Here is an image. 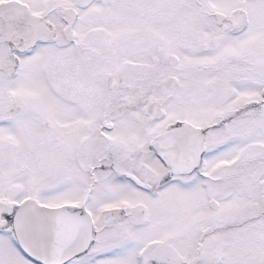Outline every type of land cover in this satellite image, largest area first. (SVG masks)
Here are the masks:
<instances>
[{"label": "flooded vegetation", "instance_id": "af4514ba", "mask_svg": "<svg viewBox=\"0 0 264 264\" xmlns=\"http://www.w3.org/2000/svg\"><path fill=\"white\" fill-rule=\"evenodd\" d=\"M71 1L72 5H64L63 10L52 13L48 10V17L45 9L42 12L44 17L40 18L39 15L35 19L32 9L27 5L28 7L20 9L23 10L22 14H11L13 19L10 21L26 26L32 24L33 20L37 23L40 20L49 27L60 20L66 29L70 20L74 19L73 41L64 37L75 49L69 56L70 63L66 64H71L75 72L73 70L69 74V70H65L69 67H64L65 62L60 59L57 66L59 84L62 87L68 84L76 86L74 97L79 104L76 108L78 116L85 119L87 133L95 135L97 140L86 151L83 149L87 148V137L84 138L83 146L82 143L79 144L83 137L76 144L78 164H83V167L77 169L72 203L61 208L81 217H89L92 226L79 228V232H91L92 239L89 245H82V236L77 237L73 258L66 264H116L120 249L133 245L136 236L144 229L150 234L152 232L147 242L124 252L131 256L132 264H166V260L174 261L173 242L176 232L170 231L162 237L153 236L155 231L153 232L152 216L145 199L157 200L164 191L177 185L199 189L197 185L205 184L209 189L207 199L201 202L202 211L190 216L186 232H183L190 234L192 229H198L192 225L199 223L201 242L207 238L208 214L223 215V203L231 195L225 193L230 192L231 187L240 192L243 185L247 186L246 192L251 193L252 201L249 209L236 211L227 220L223 218L217 221V224L225 227L235 226L236 230L245 225L244 232L237 235L235 244L238 253H243L241 245L246 241L243 237L248 234L245 232L246 226L259 222H255L257 218L262 220L261 225L264 226V84L258 89L257 55L254 49L235 55H223L219 50L225 33H241L246 28L249 30V9L233 10L230 15L215 13L218 26L223 32L209 44L207 29H204L208 23L205 17L211 8L207 0H88L87 8L81 4L86 0ZM67 11L74 12L69 19L66 17ZM220 16L223 17L222 24ZM116 21L122 29L119 35L116 32L118 28H113ZM238 24L240 26L235 28L234 25ZM84 26H88L87 38L81 32ZM197 26L203 28L199 37L189 33L197 29ZM41 43L46 47V56L48 35L43 37ZM101 45L104 51L98 50L97 53L94 48H100ZM85 47L88 48L87 52L96 54L89 57L91 60L117 58L118 64L122 60L120 70L107 77V88L113 93L108 96L107 108L113 107L116 112L132 114H105L99 116L98 121H93L90 115L84 114L81 104L92 109L93 104L97 103L96 100L92 103V99L82 98L94 89L81 73L86 64L81 61L85 58V52L81 48ZM111 48L121 50L112 51ZM185 57L193 59L186 62ZM185 67L186 72H190L191 79H195L198 75L197 68L201 67L202 77L199 83L184 82L181 74ZM161 72L169 73L163 82H160ZM112 77L118 82L117 90L108 86ZM170 80H173V89L168 88ZM157 90L171 99L185 90V97L176 106L188 110L198 107L204 121L198 124L192 118L178 116L171 120L168 128L166 126L159 130L157 124L166 116L172 115H166L164 101L154 97ZM145 96L148 98H144ZM157 104L161 110L155 114L162 112L159 117L151 113L156 112L154 107ZM184 130L193 133L184 134ZM166 134H171L170 139L160 141ZM143 140L147 142L140 144ZM227 149L233 151L231 159H221L219 153ZM158 150L171 151L170 161L160 157ZM149 156L159 161L158 167L148 161ZM256 177L261 178L259 193L249 190L253 186L249 182ZM81 187L84 189L79 193ZM124 187L128 191L126 194L121 193ZM105 199L113 202L100 205ZM28 200L34 201L32 198L26 201ZM125 200L137 202V205L129 208L128 203H120ZM0 204L13 206L14 209V212L9 208L5 209L1 222H8V225L0 227L2 231L12 224L14 213L19 207L6 202ZM10 211L13 215H9ZM168 234L171 237L165 249L162 238H166ZM16 244L18 245L17 241ZM250 244L251 247L247 249L250 255L253 251L261 252L260 245L264 247V242L248 245ZM198 247L202 251L203 245L199 244ZM19 249L29 262L37 264L20 247ZM220 251L216 264H235L241 260H231L223 248ZM260 259L255 262L264 264V258ZM187 264L203 262L196 259Z\"/></svg>", "mask_w": 264, "mask_h": 264}, {"label": "rangeland", "instance_id": "374dc122", "mask_svg": "<svg viewBox=\"0 0 264 264\" xmlns=\"http://www.w3.org/2000/svg\"><path fill=\"white\" fill-rule=\"evenodd\" d=\"M207 1L211 8L208 9L209 14L207 13V17H205L208 23L204 29H207L206 38L209 44L223 32L222 28L218 26L217 18L214 16L215 13L230 15L233 10L249 9L251 14L249 30L246 28L240 31L241 33L232 31L225 33L219 51L223 55H235L242 51L254 49L257 55L258 67L257 87L263 85L264 0ZM88 2L86 0L81 3L82 7L87 8ZM27 5L32 9L33 19H35L39 15L40 18L44 17L42 12L45 9H47L46 13L49 17L48 10L51 13L63 10L65 8L63 6L72 5V1L0 0V203L6 202L19 207L27 199L32 198L40 206L55 209L70 205L75 194L74 179L77 169L83 167V164H78L79 155L76 144L83 137L79 143H82L81 146H83L84 138L87 137L86 140H89L85 145L87 148L83 149L86 151L95 143L97 138H95V135L92 136L87 133L85 119L78 116L76 108L79 104L75 100L76 97H74L76 86L68 84L62 87L59 84L60 76L58 75L57 66L60 59L64 60V67H69L65 69L69 70V74L74 70L71 64L66 65L70 63L71 57L69 56L75 49L67 43L64 37V25L60 23V20L49 27L40 20L38 23L33 20L32 24L26 26L14 20L10 22L11 18L13 19L11 14L14 12L22 14L23 10L20 9L26 8ZM114 25H116L113 26L115 30L118 28L117 35L121 34L122 29L118 27L120 23L116 21ZM46 27L48 30H46ZM87 27L81 28L84 38H87L89 33ZM201 30L203 28L197 26V29L189 33L199 37L202 33ZM46 35H48L49 44L48 53L45 56L46 47L43 46L41 41ZM101 47L102 45L100 48L96 47L94 49L99 53L98 50L104 51ZM87 49L86 47L81 48V51L85 52L83 55L85 58L81 61L86 63L82 67L81 73L94 89L89 92V95L82 96V98H90L92 103H94V100L97 103L93 104L92 109H87L84 104L80 103V106L84 109V114L90 115L92 120L95 119V121H98L99 116L105 114L116 116L132 114L131 112H116L113 107L107 108L108 96L113 95L107 88V77L116 70H120V67L123 66L122 60L120 59L119 64L117 58L91 60L89 57L96 54L87 52ZM111 50L121 49L111 48ZM192 59L193 57H185L184 60L189 62ZM126 69L132 70L131 68ZM183 69L184 72L181 75L186 84L200 82L202 77L201 67L197 68L196 74L198 75L195 79H191L190 72H186V67ZM169 70L172 72L171 68ZM168 74V72L166 74L161 72L160 82L165 81ZM184 91L173 99L170 96L162 95L159 90L155 92L154 97L163 100L165 103L166 115H172V117L166 116L163 121L157 124L159 130L165 129L166 126L168 128L171 120L178 116L192 118L198 124L204 121L198 107L197 109L188 110L179 109V106H176V104H181L182 97H185ZM144 98L148 97L145 96ZM116 119L118 118L116 117ZM144 142L147 141L143 140L140 144ZM81 146L80 150L82 149ZM232 154V149L223 150L219 153L220 158L224 160H230ZM148 161L153 162L152 164L158 167L159 161L155 157L149 156ZM260 179V177H256V179L249 182L253 185L249 190L259 193ZM197 186L199 189L177 185L168 188L162 193V197L157 200H154L155 198L145 199L152 216L153 232L155 231L153 236L162 237L170 231L176 232L174 235L175 243L173 242L175 244L173 251L175 260H166V264H171V262L172 264H187L196 259H201L203 264H216L222 248L229 259H241L235 264H250L249 261H251V264H257L256 260H261L260 257L264 258V247L260 245L262 251H253L252 255L249 254L247 249L252 245H248L249 243L264 242L262 240L264 239L262 220L257 218L255 222H259L246 226L245 232L248 234L243 237L246 240L241 245L243 246L241 248L243 253H238L235 244H237V235L244 232L245 225L236 230L235 226L232 225L225 227L217 224L220 219L225 218L227 220L232 217L236 211L249 209L252 201L250 199L251 193L246 192L247 186L243 185L240 192L231 187L229 189L231 193L229 191L225 193L228 196L231 195L225 199L224 206L222 205L221 212H223V215L222 213L208 214L209 230L204 242L200 241L199 223L192 225L198 229H192L190 234L183 233L189 224L190 216L201 212V202L207 199L208 187L205 184ZM83 189L81 187L79 193ZM124 192L125 194L128 192L126 187L121 190V193ZM106 202L113 201L105 199L100 205ZM120 203H128L129 208H134L137 205V202H126V200ZM151 234L147 229H144L141 234L136 236L133 245L122 247L116 264H132L131 256L126 255L124 252L144 245ZM170 237L171 234H168L166 238H162L165 249H167V241ZM199 244L203 245L202 251H199ZM0 264H33L22 255L16 244L11 224L8 228L0 231ZM259 264L262 263L259 262Z\"/></svg>", "mask_w": 264, "mask_h": 264}, {"label": "water", "instance_id": "95a60500", "mask_svg": "<svg viewBox=\"0 0 264 264\" xmlns=\"http://www.w3.org/2000/svg\"><path fill=\"white\" fill-rule=\"evenodd\" d=\"M68 14V12H67ZM223 17L220 16V24ZM240 24L234 25L238 28ZM71 27L65 31V35L70 39ZM173 80L168 82V88L173 89ZM108 86L112 90L118 89V82L115 77L108 81ZM156 112L151 113L160 116L161 110L159 104L154 107ZM153 110V109H152ZM184 134H190L188 130L182 131ZM193 133V132H192ZM171 134L163 135L159 140L168 141ZM171 151H159V156L166 161H170ZM173 158V157H172ZM9 208L0 204V227L7 225L2 223V216L5 209ZM12 210V208H9ZM12 215V212H9ZM91 227V221L87 217H81L78 214L70 213L65 209H48L39 207L33 202L25 203L14 217V229L19 244L25 253L32 260L39 264H61L72 259L73 248L77 237L82 236V245H89L92 239L91 232H79V228Z\"/></svg>", "mask_w": 264, "mask_h": 264}]
</instances>
